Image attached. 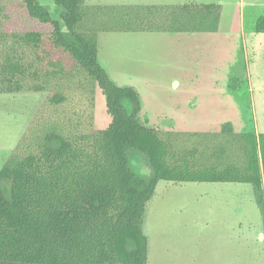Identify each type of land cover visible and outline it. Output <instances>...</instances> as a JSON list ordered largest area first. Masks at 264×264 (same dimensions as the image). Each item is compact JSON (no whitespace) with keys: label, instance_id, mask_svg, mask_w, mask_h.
I'll return each instance as SVG.
<instances>
[{"label":"rangeland","instance_id":"obj_1","mask_svg":"<svg viewBox=\"0 0 264 264\" xmlns=\"http://www.w3.org/2000/svg\"><path fill=\"white\" fill-rule=\"evenodd\" d=\"M50 5L51 0H40ZM220 5L216 32H101L98 59L118 85H133L142 101V122L180 135L175 149H197L207 165L224 142L213 133L230 123L234 133L264 132V33L254 21L264 0H85L86 5L174 3ZM21 0H0V66L21 57L23 72L11 92L0 76V167L13 153L34 149L49 132L78 139L110 121L105 98L71 56L50 42ZM56 15L54 7L51 8ZM41 33L37 47L17 35ZM237 77L238 87L229 88ZM205 132V133H204ZM137 172L143 157L131 155ZM146 264H264V223L250 184L160 180L143 216Z\"/></svg>","mask_w":264,"mask_h":264},{"label":"trees","instance_id":"obj_2","mask_svg":"<svg viewBox=\"0 0 264 264\" xmlns=\"http://www.w3.org/2000/svg\"><path fill=\"white\" fill-rule=\"evenodd\" d=\"M21 1L26 17L47 27L53 46L101 90L110 121L78 139L49 132L34 149L7 157L0 167V264H146L143 216L160 180L250 184L264 223V132L234 133L230 123L222 124L213 136L224 142L210 163L197 167V149L177 150L173 137L203 133L162 132L142 122L139 92L116 84L98 60L99 32H216L219 4ZM39 26L18 38L37 47ZM253 29L264 33L263 14ZM20 61L0 66L3 91L20 89ZM236 81L229 88L236 89ZM133 154L145 159V172L133 169Z\"/></svg>","mask_w":264,"mask_h":264},{"label":"crops","instance_id":"obj_3","mask_svg":"<svg viewBox=\"0 0 264 264\" xmlns=\"http://www.w3.org/2000/svg\"><path fill=\"white\" fill-rule=\"evenodd\" d=\"M129 32H132V31H129ZM140 32V31H139ZM141 32H146V33H148V34H160V35H163V36H166V35H168V34H174V33H179V32H155V31H152V32H147V31H141ZM99 33H101V32H99ZM98 33V34H99ZM99 60V59H98ZM101 64V63H100ZM102 65V64H101ZM103 66V65H102ZM104 67V66H103ZM131 86H133V85H131ZM136 90H137V88L135 87V86H133ZM138 92H139V90H137ZM139 95H140V92H139ZM140 98H141V95H140ZM141 101H142V98H141Z\"/></svg>","mask_w":264,"mask_h":264}]
</instances>
